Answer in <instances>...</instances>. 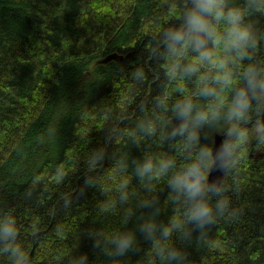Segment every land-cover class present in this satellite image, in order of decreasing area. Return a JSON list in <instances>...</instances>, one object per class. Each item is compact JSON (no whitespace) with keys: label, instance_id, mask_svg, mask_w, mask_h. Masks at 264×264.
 I'll use <instances>...</instances> for the list:
<instances>
[{"label":"trees","instance_id":"trees-1","mask_svg":"<svg viewBox=\"0 0 264 264\" xmlns=\"http://www.w3.org/2000/svg\"><path fill=\"white\" fill-rule=\"evenodd\" d=\"M157 5L158 0H0V209L14 210L32 264H67L74 253H87L88 264H105L87 230L112 234L123 227L119 210H96L104 197L84 187L82 156L107 135V128L99 130L104 122L94 107L113 103L131 127L140 116L137 105L153 94L150 62L142 89L124 79L147 59L146 45L159 31ZM112 54L124 58L99 63ZM115 147L128 151L123 141ZM256 152L264 146L249 145L225 179L239 185L229 193L239 218L219 221L207 246L188 249L194 264H264V158L255 159ZM140 154L130 150L132 157ZM123 178L99 180L107 188ZM72 195V206L65 208L64 197ZM133 226L134 220L127 225ZM142 254L129 253L125 264H136ZM0 264L10 262L0 257Z\"/></svg>","mask_w":264,"mask_h":264},{"label":"clouds","instance_id":"clouds-1","mask_svg":"<svg viewBox=\"0 0 264 264\" xmlns=\"http://www.w3.org/2000/svg\"><path fill=\"white\" fill-rule=\"evenodd\" d=\"M157 8L159 31L146 45L147 59L124 79L142 89L150 62L153 94L137 105L131 127L113 103L94 107L107 135L82 156L84 187L104 197L96 210L121 212L118 232L87 230L105 264H125L129 253L142 251L136 264H194L188 249L207 246L219 221L239 218L229 196L239 185L225 179L249 145L264 146V0H158ZM121 141L126 154L115 147ZM132 148L141 154L132 157ZM213 171L222 175L210 179ZM65 175L57 171L60 180ZM101 175L109 182L124 178L106 188ZM73 200L64 197L63 206ZM0 257L32 264L11 209H0ZM88 260L87 253H74L67 264Z\"/></svg>","mask_w":264,"mask_h":264},{"label":"water","instance_id":"water-1","mask_svg":"<svg viewBox=\"0 0 264 264\" xmlns=\"http://www.w3.org/2000/svg\"><path fill=\"white\" fill-rule=\"evenodd\" d=\"M111 60H115V61L119 62V61L122 60V57H121V56H118V55H116V54H112V55L107 56L106 58L100 60L99 63H101V64H105V63H108V62L111 61ZM220 139H221V138H220L219 136L216 138V143H217V145L220 143ZM221 175H222V173H219V172L213 171L212 174H211L210 179H215V178H217L218 176H221Z\"/></svg>","mask_w":264,"mask_h":264},{"label":"bare ground","instance_id":"bare-ground-1","mask_svg":"<svg viewBox=\"0 0 264 264\" xmlns=\"http://www.w3.org/2000/svg\"><path fill=\"white\" fill-rule=\"evenodd\" d=\"M116 55H118V54H116ZM118 56H121L122 59L124 58L123 55H118ZM127 56H128V55H127ZM127 56H126V57H127ZM256 157H263V158H264V152H256L255 155H254V158L256 159Z\"/></svg>","mask_w":264,"mask_h":264}]
</instances>
